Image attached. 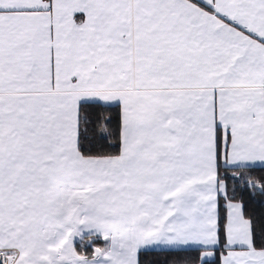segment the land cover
<instances>
[{"label":"snow or ice","instance_id":"obj_1","mask_svg":"<svg viewBox=\"0 0 264 264\" xmlns=\"http://www.w3.org/2000/svg\"><path fill=\"white\" fill-rule=\"evenodd\" d=\"M151 252L264 264V0H0V264Z\"/></svg>","mask_w":264,"mask_h":264},{"label":"trees","instance_id":"obj_2","mask_svg":"<svg viewBox=\"0 0 264 264\" xmlns=\"http://www.w3.org/2000/svg\"><path fill=\"white\" fill-rule=\"evenodd\" d=\"M253 207H256L255 202L252 204ZM189 255L194 256L195 254L189 253H169V252H151L144 257L145 264H177V261L181 257H187Z\"/></svg>","mask_w":264,"mask_h":264}]
</instances>
